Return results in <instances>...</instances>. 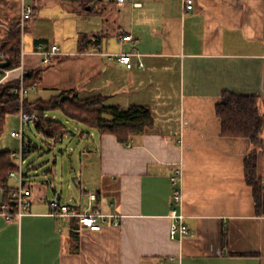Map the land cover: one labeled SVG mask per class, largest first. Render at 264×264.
I'll list each match as a JSON object with an SVG mask.
<instances>
[{
	"label": "crops",
	"instance_id": "crops-1",
	"mask_svg": "<svg viewBox=\"0 0 264 264\" xmlns=\"http://www.w3.org/2000/svg\"><path fill=\"white\" fill-rule=\"evenodd\" d=\"M27 3L34 11L22 30L24 66L42 69L30 102L77 90L82 99L102 95L109 105L149 107L154 125L128 143L78 126L93 140L81 177L87 205L35 190L23 164L32 205L20 220L0 214V264H264V204L245 174L254 145L225 136L217 114L226 91L258 98L264 192V0H105L92 11L74 1L0 0V41ZM53 45L60 49L44 63L42 52ZM134 51L140 55H132V68L110 56ZM26 124L20 113L9 114L0 133V152L24 148V163L34 149L31 142L26 147ZM19 131L23 138L12 136ZM14 162L7 188L20 183L19 158ZM175 187L191 231L177 240L170 238ZM5 189L0 205L9 199ZM58 195L80 213L108 215L106 224L93 231L75 217L57 221L51 203ZM112 215H121L118 225Z\"/></svg>",
	"mask_w": 264,
	"mask_h": 264
},
{
	"label": "trees",
	"instance_id": "trees-1",
	"mask_svg": "<svg viewBox=\"0 0 264 264\" xmlns=\"http://www.w3.org/2000/svg\"><path fill=\"white\" fill-rule=\"evenodd\" d=\"M64 1L78 2L82 7L90 6L92 11L105 0ZM0 52H3L6 61H9L8 68L16 69L20 65L22 54L20 22L14 23L7 37L0 41ZM0 76L2 77L1 72ZM41 81L40 68L29 71L24 77L23 84L26 88H31ZM20 85L18 77L0 83V133L5 127L7 115L21 112L35 113L36 118L33 121L35 131L52 140H59L70 132L66 122L58 118L54 112H59L66 119L76 121L101 134L113 135L122 143H128L132 137L147 133L154 125L151 109L146 106L132 105L124 108L109 105L106 103V97L102 95L82 99L77 90L60 92L47 100L38 99L30 102L25 97L21 101ZM217 114L222 120L225 136L246 137L252 141L253 149L245 159V174L258 203L264 204L263 184L257 174L258 154L263 146L261 139L263 116L258 98L226 91L217 105ZM17 168L12 152H0V188H7L9 173ZM6 192L9 197L7 190ZM73 234L77 236L76 231Z\"/></svg>",
	"mask_w": 264,
	"mask_h": 264
},
{
	"label": "built area",
	"instance_id": "built-area-1",
	"mask_svg": "<svg viewBox=\"0 0 264 264\" xmlns=\"http://www.w3.org/2000/svg\"><path fill=\"white\" fill-rule=\"evenodd\" d=\"M120 4H122L126 0H117ZM193 1V0H190ZM136 6H141L140 2L135 3ZM193 7V4H188L187 8L191 9ZM34 6L33 4H25V7L23 9V12L21 14L20 18V25L22 30H25L26 21H28L31 16L33 15ZM132 36H125L122 40H132ZM96 48H98L96 46ZM59 46L53 45L50 50L42 52L44 54V63H48L51 61V56L58 53ZM132 55H140L136 51L132 53H120L115 55H110L111 58H116L119 61H122L126 64L128 68L133 67L132 63ZM6 61V56L3 52H0V72L2 74L1 81H6L10 79V76L13 71L18 70L19 71V80L21 82L19 93L21 101L25 99V97L28 95L30 89L34 88H26L23 84V80L26 74H28V70L24 66V55L23 51L21 54V62L20 65L16 69H11L8 67H3V63ZM142 65V63H141ZM21 121L23 124L30 123L31 121H34L36 118L35 113H25L21 112ZM12 136L23 138V132H12ZM25 151L24 148H21L19 152H12V156L14 158H19V169H18V175L20 179V183L16 187H8L5 190L9 193V200L6 202H3L0 205V214L5 217L7 221H14V220H20L24 215H26L32 205V189L27 187L23 180V173H22V166L25 162ZM16 171H11L9 173V176L16 175ZM173 185H179V182L181 180V175L179 174V171L177 174L172 176L171 178ZM91 200H96V196L92 195ZM183 201V194L182 190L179 187H175L172 195V212L171 216L173 218V223L170 229V238L173 240L181 239L185 237L186 235H189L191 231L187 228L183 215L179 212V207L181 206ZM52 206V214L56 218L57 221H61L66 218H78V221L80 225L83 228H88L93 231H100L103 226L107 222L108 215L101 213L99 210H92L88 212L80 213L76 209H74L71 205L62 204L60 201H58L56 198L51 203ZM113 224L118 225L120 223L121 215H112ZM62 231V229H59Z\"/></svg>",
	"mask_w": 264,
	"mask_h": 264
},
{
	"label": "rangeland",
	"instance_id": "rangeland-1",
	"mask_svg": "<svg viewBox=\"0 0 264 264\" xmlns=\"http://www.w3.org/2000/svg\"><path fill=\"white\" fill-rule=\"evenodd\" d=\"M49 29H57L48 24ZM50 31V36L56 38ZM57 31V30H56ZM24 43L28 45L29 31L23 35ZM27 49V48H26ZM54 114L64 120L70 132L59 140H52L38 134L34 129L33 121L26 124L24 129L26 147L31 142L34 149L26 153L25 172L28 174V183L35 190L44 192L50 197L61 193L62 202L74 203L76 200L87 205L89 197L82 193L84 184L81 177L84 175V163L87 160L88 150L91 149L92 139L87 135L80 136L82 125L76 121L66 119L61 113Z\"/></svg>",
	"mask_w": 264,
	"mask_h": 264
},
{
	"label": "water",
	"instance_id": "water-1",
	"mask_svg": "<svg viewBox=\"0 0 264 264\" xmlns=\"http://www.w3.org/2000/svg\"><path fill=\"white\" fill-rule=\"evenodd\" d=\"M87 9H91L90 6H87ZM9 61H6L5 63H3V67H8L9 66ZM60 197L61 195H58V197L56 198L58 201H60Z\"/></svg>",
	"mask_w": 264,
	"mask_h": 264
}]
</instances>
